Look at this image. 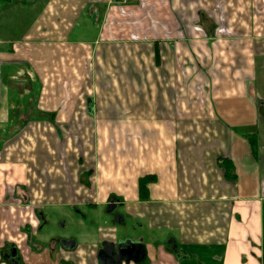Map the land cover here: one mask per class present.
Masks as SVG:
<instances>
[{"label": "crops", "instance_id": "0c3cea01", "mask_svg": "<svg viewBox=\"0 0 264 264\" xmlns=\"http://www.w3.org/2000/svg\"><path fill=\"white\" fill-rule=\"evenodd\" d=\"M261 23L264 0H0V264H264Z\"/></svg>", "mask_w": 264, "mask_h": 264}, {"label": "flooded vegetation", "instance_id": "af4514ba", "mask_svg": "<svg viewBox=\"0 0 264 264\" xmlns=\"http://www.w3.org/2000/svg\"><path fill=\"white\" fill-rule=\"evenodd\" d=\"M111 205V208L108 207ZM106 210L114 215L116 222H122L123 217L118 213V202L113 199L111 200L106 207ZM52 244H60V241L56 238L51 240ZM62 247H71L74 245V242L61 240ZM114 249V251H113ZM2 254L8 264H22L19 260L18 251L14 246H8L2 249ZM128 257H135L137 259H142L143 253L142 249L138 245L126 246L123 242L118 243L117 245L105 244L102 249L99 251V263L100 264H124L125 260Z\"/></svg>", "mask_w": 264, "mask_h": 264}, {"label": "rangeland", "instance_id": "374dc122", "mask_svg": "<svg viewBox=\"0 0 264 264\" xmlns=\"http://www.w3.org/2000/svg\"><path fill=\"white\" fill-rule=\"evenodd\" d=\"M136 24L137 23H128V25L130 26V28H132V29H134L135 28V26H136ZM260 25H262V27H264V23H261ZM227 32H229V33H227ZM261 32H264L263 30L261 31ZM232 37H236V35L233 33V32H230V31H228L227 29L225 30V33H224V35L222 36V37H220V38H225V40H227V41H231L232 40ZM192 39V41L193 40H196V38H191ZM207 38H204V40H206ZM124 40H127V39H124ZM209 41H211V39H208ZM129 41L130 42H132L133 41V39L131 38V37H129ZM192 63H193V61H192ZM194 64V63H193ZM183 83H187L186 81L185 82H183ZM61 225H62V222H57V223H55L54 225H53V232L54 233H56V234H60V233H62L63 232V229H61ZM67 253H71V251H69V252H67ZM153 255H155L154 253H153Z\"/></svg>", "mask_w": 264, "mask_h": 264}, {"label": "trees", "instance_id": "16d2710c", "mask_svg": "<svg viewBox=\"0 0 264 264\" xmlns=\"http://www.w3.org/2000/svg\"><path fill=\"white\" fill-rule=\"evenodd\" d=\"M149 176H145L139 180L140 192L142 198H147V184L151 180L148 178Z\"/></svg>", "mask_w": 264, "mask_h": 264}, {"label": "water", "instance_id": "95a60500", "mask_svg": "<svg viewBox=\"0 0 264 264\" xmlns=\"http://www.w3.org/2000/svg\"><path fill=\"white\" fill-rule=\"evenodd\" d=\"M108 207L111 208V205H108ZM111 209H112V208H111ZM113 251H114V249H113ZM128 259H130V257H128Z\"/></svg>", "mask_w": 264, "mask_h": 264}, {"label": "built area", "instance_id": "2783aa9c", "mask_svg": "<svg viewBox=\"0 0 264 264\" xmlns=\"http://www.w3.org/2000/svg\"><path fill=\"white\" fill-rule=\"evenodd\" d=\"M124 2H127V1H134V0H123Z\"/></svg>", "mask_w": 264, "mask_h": 264}]
</instances>
